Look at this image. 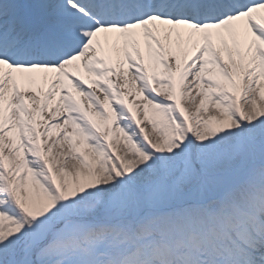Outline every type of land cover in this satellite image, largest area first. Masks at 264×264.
<instances>
[{"label":"snow or ice","instance_id":"6c2138e0","mask_svg":"<svg viewBox=\"0 0 264 264\" xmlns=\"http://www.w3.org/2000/svg\"><path fill=\"white\" fill-rule=\"evenodd\" d=\"M0 264H264V0H0Z\"/></svg>","mask_w":264,"mask_h":264},{"label":"rangeland","instance_id":"374dc122","mask_svg":"<svg viewBox=\"0 0 264 264\" xmlns=\"http://www.w3.org/2000/svg\"><path fill=\"white\" fill-rule=\"evenodd\" d=\"M210 111H211V109H210Z\"/></svg>","mask_w":264,"mask_h":264}]
</instances>
